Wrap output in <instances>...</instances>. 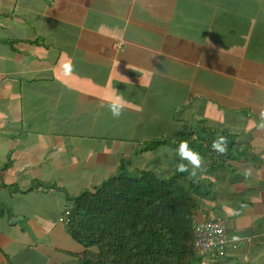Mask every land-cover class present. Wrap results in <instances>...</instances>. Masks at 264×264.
Listing matches in <instances>:
<instances>
[{
  "label": "crops",
  "instance_id": "obj_1",
  "mask_svg": "<svg viewBox=\"0 0 264 264\" xmlns=\"http://www.w3.org/2000/svg\"><path fill=\"white\" fill-rule=\"evenodd\" d=\"M122 160L195 175L231 246L191 264H264V0H0V264H77L67 197Z\"/></svg>",
  "mask_w": 264,
  "mask_h": 264
},
{
  "label": "trees",
  "instance_id": "obj_2",
  "mask_svg": "<svg viewBox=\"0 0 264 264\" xmlns=\"http://www.w3.org/2000/svg\"><path fill=\"white\" fill-rule=\"evenodd\" d=\"M188 137L184 134L180 143L197 144ZM228 137H219L228 144L226 152L234 147ZM198 148L213 162L223 157L200 142ZM198 188L195 175L185 168L161 178L150 170H129L122 160L114 175L67 197L66 230L83 247L77 264H191L197 253Z\"/></svg>",
  "mask_w": 264,
  "mask_h": 264
},
{
  "label": "built area",
  "instance_id": "obj_3",
  "mask_svg": "<svg viewBox=\"0 0 264 264\" xmlns=\"http://www.w3.org/2000/svg\"><path fill=\"white\" fill-rule=\"evenodd\" d=\"M205 146H210L216 156H222L225 149L228 148V144L223 139L218 138L207 141ZM230 246L231 239L221 218L196 221L194 223V247L198 252L222 254Z\"/></svg>",
  "mask_w": 264,
  "mask_h": 264
},
{
  "label": "clouds",
  "instance_id": "obj_4",
  "mask_svg": "<svg viewBox=\"0 0 264 264\" xmlns=\"http://www.w3.org/2000/svg\"><path fill=\"white\" fill-rule=\"evenodd\" d=\"M65 67H66V70H70L71 66L66 65ZM117 99H119V98H117ZM111 111H112L113 116L118 117L121 114V105H119L118 103H114L113 105H111ZM218 139H220V138H218ZM214 146H216V145H214ZM221 151H223V149H221ZM181 152H182L184 157L189 158L193 163H198V161L196 160L195 154L192 151L187 149V142H183L181 144Z\"/></svg>",
  "mask_w": 264,
  "mask_h": 264
},
{
  "label": "rangeland",
  "instance_id": "obj_5",
  "mask_svg": "<svg viewBox=\"0 0 264 264\" xmlns=\"http://www.w3.org/2000/svg\"><path fill=\"white\" fill-rule=\"evenodd\" d=\"M213 140H214V139H213ZM227 149H228V148H227ZM227 149H225V151H226ZM224 154H225V152H224ZM224 154H223V155H224ZM189 171H190V170H189Z\"/></svg>",
  "mask_w": 264,
  "mask_h": 264
}]
</instances>
